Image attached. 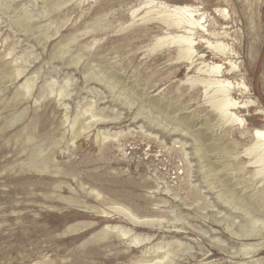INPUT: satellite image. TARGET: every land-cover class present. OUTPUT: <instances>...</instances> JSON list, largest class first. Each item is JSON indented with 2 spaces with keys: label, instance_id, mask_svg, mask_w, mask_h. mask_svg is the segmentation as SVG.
I'll list each match as a JSON object with an SVG mask.
<instances>
[{
  "label": "rangeland",
  "instance_id": "obj_1",
  "mask_svg": "<svg viewBox=\"0 0 264 264\" xmlns=\"http://www.w3.org/2000/svg\"><path fill=\"white\" fill-rule=\"evenodd\" d=\"M190 1L237 24L229 44L256 103L243 130L222 126L191 87L199 74L156 45L174 34L157 20L165 6ZM250 116L264 125V0H0V264H130L164 252L171 264H264ZM113 206L152 225L134 228ZM115 226L150 239L126 253L103 239Z\"/></svg>",
  "mask_w": 264,
  "mask_h": 264
},
{
  "label": "bare ground",
  "instance_id": "obj_2",
  "mask_svg": "<svg viewBox=\"0 0 264 264\" xmlns=\"http://www.w3.org/2000/svg\"><path fill=\"white\" fill-rule=\"evenodd\" d=\"M177 2L180 3V1ZM150 3L152 4L153 2ZM195 3L191 2L189 6L171 8L165 6V11L161 12L164 16L159 17L157 20L167 31H171L174 34H166L158 38L156 45H159L160 48L165 46L175 48V64L185 65L188 74L194 70L199 74L196 83L190 82L191 87L198 85L203 88L204 96L208 97L207 103L222 126L228 125L230 129L237 127L236 131L243 130L244 123L240 115L244 110L249 112L256 103L251 98L254 94L246 82L247 78L241 74L243 70L236 66L235 60H240L244 57L237 52L238 48L235 44H229L234 40H232L233 37L228 31L237 28V24H235L228 12L223 9H215L214 16L211 17V14L208 15L204 9L195 7ZM252 46L257 48L256 45ZM207 54H212L217 61L209 62ZM253 60L254 56L251 55L247 65ZM222 62L224 63L221 64ZM224 65L228 66L222 68ZM243 69L245 73L248 72L245 66H243ZM225 70L227 73L224 72ZM237 78H239L238 83H236ZM248 122L249 126L255 130L250 135V147L245 151L246 158L249 160L246 166L256 168L254 176L261 178V183H264V125L258 124L254 116H250ZM210 148L214 150L213 146ZM196 153L199 152L197 151ZM212 188L214 189V187ZM80 208L84 212H92L100 218H111L110 214L103 211L87 207ZM112 210L117 215H121L134 228L150 227L152 225L151 221L135 216L126 208L113 206ZM81 229H83L82 226L71 228L70 231L79 232L82 231ZM102 234L104 235L103 239L110 236L114 237L115 240L117 239L120 244H123L122 247L126 248L124 250L126 253L130 252L129 249H140L142 243L150 239L146 237L140 240L141 238L139 239L138 236H135L132 229L116 226L105 227L102 229ZM236 237L239 236L236 235ZM161 250V247H157L155 251ZM160 254L159 257L157 256L158 258L154 257L156 259L144 257L137 262H128L130 264H171L173 262L168 252ZM120 258H125V256H120Z\"/></svg>",
  "mask_w": 264,
  "mask_h": 264
}]
</instances>
